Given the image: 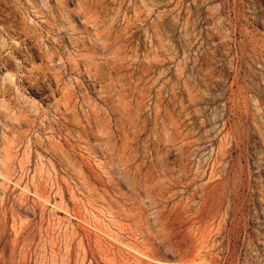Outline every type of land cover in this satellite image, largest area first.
Instances as JSON below:
<instances>
[{
  "label": "rangeland",
  "instance_id": "rangeland-1",
  "mask_svg": "<svg viewBox=\"0 0 264 264\" xmlns=\"http://www.w3.org/2000/svg\"><path fill=\"white\" fill-rule=\"evenodd\" d=\"M0 264H264V0H0Z\"/></svg>",
  "mask_w": 264,
  "mask_h": 264
}]
</instances>
